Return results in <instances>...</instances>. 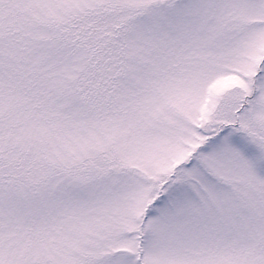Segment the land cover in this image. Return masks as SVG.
Segmentation results:
<instances>
[{
  "label": "snow or ice",
  "instance_id": "1",
  "mask_svg": "<svg viewBox=\"0 0 264 264\" xmlns=\"http://www.w3.org/2000/svg\"><path fill=\"white\" fill-rule=\"evenodd\" d=\"M0 264H264V0H0Z\"/></svg>",
  "mask_w": 264,
  "mask_h": 264
}]
</instances>
